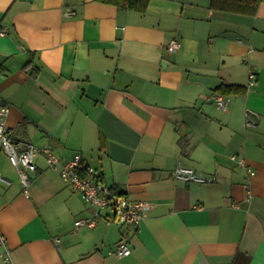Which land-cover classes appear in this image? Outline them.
I'll use <instances>...</instances> for the list:
<instances>
[{"label": "crops", "instance_id": "obj_1", "mask_svg": "<svg viewBox=\"0 0 264 264\" xmlns=\"http://www.w3.org/2000/svg\"><path fill=\"white\" fill-rule=\"evenodd\" d=\"M2 28L0 104L18 141L62 159L81 152L104 183L150 206L138 228L109 209L95 226H76L94 208L60 169L39 153L27 196L0 147L10 181H0L10 252L6 260L0 243V264H264V2L247 15L211 0H149L145 11L0 0ZM172 39L181 42L173 52ZM179 163L216 179H177ZM123 240L129 251L117 256Z\"/></svg>", "mask_w": 264, "mask_h": 264}, {"label": "built area", "instance_id": "obj_2", "mask_svg": "<svg viewBox=\"0 0 264 264\" xmlns=\"http://www.w3.org/2000/svg\"><path fill=\"white\" fill-rule=\"evenodd\" d=\"M70 13L69 11L67 12V14ZM6 32L7 28L0 30L1 35H4ZM180 46L181 42L179 40L172 39L167 48L173 52L179 49ZM249 77L250 84H254L256 73L253 69H250ZM216 102L219 107H226V101L222 95L216 97ZM9 113L10 106L8 104H0V147L17 169L25 195H30L31 173L37 169L36 156L42 153L46 157L48 166L53 169L59 168L63 179L94 208L93 218H80L76 220V226H95L99 218H104L102 212L109 209L114 214L112 219L115 222L139 227L142 220L148 214L149 202L133 200L127 194L113 190L101 180L100 174L95 168L84 162L81 152H76L72 158L62 159L50 146L39 147L32 142L22 143L18 141L8 125ZM232 158L239 164L247 167L245 157L234 154ZM248 171L251 175L255 174V171L251 168H248ZM173 174L177 179L187 182L208 183L216 179L213 175H207L181 163L175 167ZM0 181L10 183L1 172ZM0 243L5 248L6 260H9L10 252L5 236H0ZM128 251L129 243L123 240L116 245L112 253L117 256H124Z\"/></svg>", "mask_w": 264, "mask_h": 264}, {"label": "trees", "instance_id": "obj_3", "mask_svg": "<svg viewBox=\"0 0 264 264\" xmlns=\"http://www.w3.org/2000/svg\"><path fill=\"white\" fill-rule=\"evenodd\" d=\"M106 3H112L117 5L122 9L136 10V11H145L148 5L149 0H98ZM264 0H211V7L217 10L236 12L247 15H255L260 4ZM29 60L28 63H30ZM27 63V64H28ZM26 64V65H27ZM221 93L230 94V93H242L245 91V87L240 84H221L216 87ZM102 179V176L99 175ZM113 190L116 188L110 186Z\"/></svg>", "mask_w": 264, "mask_h": 264}, {"label": "water", "instance_id": "obj_4", "mask_svg": "<svg viewBox=\"0 0 264 264\" xmlns=\"http://www.w3.org/2000/svg\"><path fill=\"white\" fill-rule=\"evenodd\" d=\"M248 118L251 120V121H257V115L251 111H248Z\"/></svg>", "mask_w": 264, "mask_h": 264}]
</instances>
